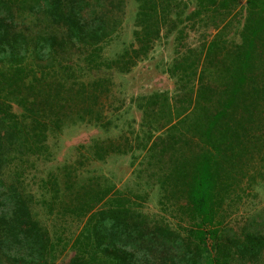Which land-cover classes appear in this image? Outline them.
Here are the masks:
<instances>
[{
    "label": "trees",
    "instance_id": "16d2710c",
    "mask_svg": "<svg viewBox=\"0 0 264 264\" xmlns=\"http://www.w3.org/2000/svg\"><path fill=\"white\" fill-rule=\"evenodd\" d=\"M127 1L0 0V264H55L68 246L69 264H264V0L244 12L239 0H192L190 14L180 0H134L133 39L110 59ZM194 20L218 34L177 55L173 94L139 97L140 134L95 141L43 174L66 131L120 129L113 75ZM124 156L137 164L133 187L84 178L91 163ZM153 189L175 227L145 213ZM40 211L76 227L62 249L67 230L54 241Z\"/></svg>",
    "mask_w": 264,
    "mask_h": 264
},
{
    "label": "rangeland",
    "instance_id": "374dc122",
    "mask_svg": "<svg viewBox=\"0 0 264 264\" xmlns=\"http://www.w3.org/2000/svg\"><path fill=\"white\" fill-rule=\"evenodd\" d=\"M180 1L189 5L188 14L196 11V4L192 0ZM239 1L240 6L237 7V11H242L243 9L244 12L246 0ZM136 10L134 0L127 1L123 30L120 36L105 47V55L108 58L114 59L118 53L122 52L125 47L131 43L133 39L134 16ZM238 19L241 22L239 25L235 23V30L240 29L243 22L241 19H244V13L242 17L239 16ZM232 27L233 25L231 24L230 29ZM180 31L183 34L179 35V33H175L170 36H164L159 40L149 58L140 62L130 73L113 75L111 101L112 107L115 108V113L118 114V116H120L121 113L123 114L120 129L112 131L111 133H105L93 126L77 125L66 131L59 137L57 145L58 152L55 160L41 168L43 174L49 170H59L65 165H70L77 160H81V153L85 152L83 150L80 151V148L88 147L95 141L117 139L123 134L126 135L132 131H137L140 134L142 130V113L137 108L139 97H148L152 94L162 92L173 94L176 88V80L168 74V69L174 59L179 53H185L188 49L201 48L203 45L210 43L218 34V31L211 27L210 21L206 23L205 21L201 22L199 20L186 22L180 27ZM81 65L83 66L84 64L81 63ZM15 112L20 114L21 110L15 107ZM134 165L135 159L131 156L113 157L106 163H91L84 169L83 175L84 178L91 175L107 177L111 183L119 189L124 188L127 184L133 187V183H135V176H133V174L137 164L136 166ZM258 191H260L261 194L260 199L256 200V202L259 204V207H261L264 206V189ZM250 201L246 203L243 211L254 209ZM158 202V189H153L146 203L144 209L145 213L156 221L164 222L175 227L177 222L174 220V214L171 212L164 213ZM40 218L50 229L52 237L56 242L58 241L56 240L57 233L60 232V236L62 232L60 230H67L63 235V241L60 242L62 249L63 245H66L67 242L66 237H70L69 234L74 232L76 227H74L75 230L71 228L63 229L62 227H60L59 230L56 218L47 217L42 211H40ZM75 254L76 253L70 249V246H68L66 247V252L57 259L55 264H69L71 259L75 257Z\"/></svg>",
    "mask_w": 264,
    "mask_h": 264
}]
</instances>
